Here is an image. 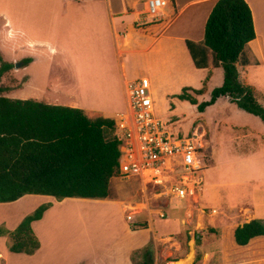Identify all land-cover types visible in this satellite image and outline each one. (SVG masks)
I'll list each match as a JSON object with an SVG mask.
<instances>
[{
    "label": "rangeland",
    "instance_id": "rangeland-1",
    "mask_svg": "<svg viewBox=\"0 0 264 264\" xmlns=\"http://www.w3.org/2000/svg\"><path fill=\"white\" fill-rule=\"evenodd\" d=\"M146 8L145 0L136 5L137 11ZM163 15V12H159L156 18L161 19ZM145 17H148L147 14L141 15L139 21L148 22ZM133 18H137V15L134 14ZM80 42L71 52L74 60L72 65L55 57V64L48 65L45 60V65L42 63L34 68L43 78L45 73L51 79L55 77L61 80L59 82L65 88L61 86L57 93H41L36 89V81H30V86L25 89L20 88L27 78L25 74L6 72L0 80L4 87L2 95L50 104H57V101L62 104L74 102L75 107L83 109L91 118L101 115L115 118L120 112L115 121L117 132L121 133L120 121L127 116L128 93L127 85L120 83L118 60L110 47L95 49L92 44L89 47ZM162 42L156 44L148 54H125L124 70L130 80L142 76L151 79L155 113L170 133L188 137L197 133L196 138L203 143L204 152L200 150L201 169L188 175L185 184L194 193L189 192L184 198L178 196L176 187L183 185L180 182L183 180V171L173 167L168 160L156 166L158 171L145 170L141 175L115 178L113 186L119 200L146 203L129 204L127 211L133 212L140 208L147 211V207H150L151 222L155 220V226L152 222L148 231L142 230L134 235V239H152L151 264H220L222 259L227 257L229 261L238 254L233 237L238 225L253 218L264 221V122L226 97H220L203 112L198 111L196 105L176 97L183 87L192 86L204 87L203 94L195 95L199 101L209 99L211 91L222 84L224 70L222 66H216L213 76H206L205 69L192 63L190 53L185 55L181 47L170 48ZM0 46L3 50L2 42ZM209 54L213 59L212 51ZM92 61L99 63L101 79H98L97 73L92 80V74L87 72V62L90 65ZM238 68L242 80L254 86L259 101L264 105V67L257 66L248 71L241 61ZM30 72L36 75L33 69ZM98 85H101L98 95L91 94L90 90ZM25 94L29 97H23ZM40 95L44 97H38ZM53 95L58 96L51 97ZM48 197L51 196L26 194L16 201L0 202L1 253H11L8 245L12 240L5 231L15 229L25 216L33 213ZM53 212L56 213L49 216L47 221L50 224L43 238L44 244L52 243L54 246L51 255H43V260L54 264H74L76 256L73 245L82 240L127 234L125 224L134 230L141 229L140 226H132L126 213L123 215L117 204L107 206L98 202H66L56 205ZM132 221L135 223V218ZM250 249L254 255L263 254L264 238L251 242ZM208 252L210 254L206 255ZM134 258L137 264L145 261L142 251H136ZM255 260L249 263L264 264ZM12 261L17 263L14 259Z\"/></svg>",
    "mask_w": 264,
    "mask_h": 264
},
{
    "label": "trees",
    "instance_id": "trees-1",
    "mask_svg": "<svg viewBox=\"0 0 264 264\" xmlns=\"http://www.w3.org/2000/svg\"><path fill=\"white\" fill-rule=\"evenodd\" d=\"M137 0H128L132 6ZM172 7L173 0H167ZM168 18L135 25L144 35L161 31ZM256 36L252 10L246 0H217L205 24L202 43L186 40L193 63L198 68L209 64V51L215 66H222L224 79L211 91L210 98L199 101L195 95L204 87L185 86L175 95L196 105L203 112L220 97H228L239 108L257 115L264 122V105L253 85L241 78L238 63L248 64L244 51ZM32 59H23L28 64ZM13 64L0 52V80ZM0 84V202H12L26 194H43L58 200L67 197L117 199L113 186L122 156L121 135L112 117H89L83 109L50 104L35 99L2 95ZM201 152H204L201 149ZM51 203H43L25 216L13 230H6L13 252L33 253L40 242L32 222L43 217ZM141 229L146 221L135 222ZM239 246L264 238V221L253 218L238 225L233 233ZM145 261L153 260L152 242L141 249Z\"/></svg>",
    "mask_w": 264,
    "mask_h": 264
},
{
    "label": "crops",
    "instance_id": "crops-1",
    "mask_svg": "<svg viewBox=\"0 0 264 264\" xmlns=\"http://www.w3.org/2000/svg\"><path fill=\"white\" fill-rule=\"evenodd\" d=\"M139 1L141 0H137L132 6H129L128 0H0V42L3 43V50L0 46V52L3 53L6 62L13 64V67L6 72L25 74L27 78L20 88L25 89L30 86V81L31 83L36 81L38 84L36 89L40 90L41 93H57L61 90L62 82H59L61 80L55 79V77L51 79L45 73L43 78L37 71L38 69L34 68L41 66L42 63L45 65L46 61H48V65L55 64V57L72 65L74 60L71 57V52L76 48L78 42L81 43L80 41H82L84 45L88 44L89 47L92 44L95 49H109L110 47L115 59L118 60L120 83L126 86L130 79L127 78L124 70L123 56L125 54H148L155 48L156 44H161V41H164L162 43L170 48L181 47L185 55L188 54L186 40L202 43L206 21L217 2V0H173L172 7L168 5L162 11L164 15L161 19H169L166 26L154 35H144L139 33L135 27L137 23H143L139 20L141 19L140 16L143 15L142 12L145 11L136 10ZM246 1L252 10L256 31L255 38L247 44L244 51V55L249 60V63L245 64L249 71L253 68L256 69L257 66L264 67V0ZM134 14L137 15V18H133ZM145 19L147 21L158 20L150 17H145ZM26 58L32 60L28 64H23L22 60ZM87 66V72L93 76H90L92 80L97 73L98 79H101L102 73L99 74V63L92 61L89 65L87 62ZM215 67L209 54L208 67L202 68L206 70V76L212 77ZM31 69L35 71L36 75L31 74ZM150 71L148 72L150 73ZM114 80L117 83V77ZM62 87L65 88V86ZM85 90L86 92L89 91L88 89ZM98 90H101V85L90 91L91 94L97 96ZM23 97H29V95L25 94ZM126 98L128 101L127 95ZM57 102L60 105L76 106L74 102L69 104ZM119 113L117 112L116 117ZM48 202L51 203V206L44 212L43 217L32 222L33 232L40 242L39 248L31 254L13 251H10L11 253L0 252V264H54L51 261L43 260V255H51L54 246L52 243L44 244L43 236H46L44 234H46L50 224L47 221L49 216L56 213L53 212L56 205H63L66 202H98V204L107 206L117 204L123 215L129 204L146 205L145 202L119 200L118 198L67 197L58 200L53 196L48 197L44 203ZM147 208V211L144 208L133 211L135 220L146 221L147 228L134 230L129 224H125L127 234L101 236L94 239L95 241L82 240L73 245V253L76 256L74 264H137L134 258L135 252L147 246L152 242V239L139 237L135 240L134 235L142 230L148 231L152 222L155 226V220L151 222L150 207ZM234 244L238 254L229 261L226 259L227 257H224V260L221 258L220 264H251L249 262L254 259H256L254 262H264V250L263 254L254 255L253 250L250 249L251 243L246 246H239L234 240ZM256 246L258 247V245ZM258 248L261 249L262 247L259 246ZM209 254V252L206 253V255ZM12 259L17 263L13 262Z\"/></svg>",
    "mask_w": 264,
    "mask_h": 264
},
{
    "label": "built area",
    "instance_id": "built-area-1",
    "mask_svg": "<svg viewBox=\"0 0 264 264\" xmlns=\"http://www.w3.org/2000/svg\"><path fill=\"white\" fill-rule=\"evenodd\" d=\"M146 10L142 14L155 19L156 14L168 7L167 0H146ZM128 109L126 118L120 121L119 133L123 149L119 171L122 176L141 175L145 170H155L161 163L168 160L173 167L183 171V183L176 187L178 196L184 198L188 193H194L185 184L188 175L201 169L200 150L204 145L194 133L173 135L166 129L164 122L155 113V102L151 80L142 76L127 82ZM126 114H124L125 116ZM129 222L134 218L133 212L125 211ZM164 215V214H162ZM136 222V221H135Z\"/></svg>",
    "mask_w": 264,
    "mask_h": 264
},
{
    "label": "bare ground",
    "instance_id": "bare-ground-1",
    "mask_svg": "<svg viewBox=\"0 0 264 264\" xmlns=\"http://www.w3.org/2000/svg\"><path fill=\"white\" fill-rule=\"evenodd\" d=\"M193 26V25H192ZM188 30V29H187ZM192 256H190V258H191ZM186 261V260H185ZM184 261H182V263H183Z\"/></svg>",
    "mask_w": 264,
    "mask_h": 264
}]
</instances>
